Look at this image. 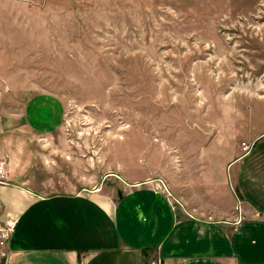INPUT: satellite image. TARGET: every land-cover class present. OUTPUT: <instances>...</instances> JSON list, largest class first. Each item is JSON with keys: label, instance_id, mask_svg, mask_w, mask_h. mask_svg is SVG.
Listing matches in <instances>:
<instances>
[{"label": "rangeland", "instance_id": "374dc122", "mask_svg": "<svg viewBox=\"0 0 264 264\" xmlns=\"http://www.w3.org/2000/svg\"><path fill=\"white\" fill-rule=\"evenodd\" d=\"M0 101L19 115L0 152L38 183L151 187L233 221L242 143L264 135V0H0Z\"/></svg>", "mask_w": 264, "mask_h": 264}, {"label": "crops", "instance_id": "0c3cea01", "mask_svg": "<svg viewBox=\"0 0 264 264\" xmlns=\"http://www.w3.org/2000/svg\"><path fill=\"white\" fill-rule=\"evenodd\" d=\"M54 106L50 96L28 101L29 113L40 107L38 128L54 126ZM17 116L0 111V132L16 124ZM257 140L238 163L245 216L241 209L228 222L188 217L156 188H134L115 202L97 185L38 183L28 168L12 167V153L4 148L0 161L8 155L11 170L0 185V221L14 223L6 263L264 264V135ZM39 184L51 187L33 188Z\"/></svg>", "mask_w": 264, "mask_h": 264}, {"label": "built area", "instance_id": "2783aa9c", "mask_svg": "<svg viewBox=\"0 0 264 264\" xmlns=\"http://www.w3.org/2000/svg\"><path fill=\"white\" fill-rule=\"evenodd\" d=\"M250 147V144L242 143L243 151L247 150ZM6 164L2 159L0 161V185L5 184L6 180ZM14 231V223L13 222H1L0 221V264H7L6 260L8 258V242L11 238V235ZM151 264H160L159 259L153 260Z\"/></svg>", "mask_w": 264, "mask_h": 264}]
</instances>
